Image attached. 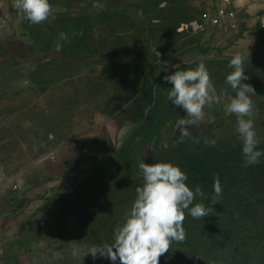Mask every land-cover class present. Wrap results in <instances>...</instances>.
Here are the masks:
<instances>
[{"label":"rangeland","instance_id":"obj_1","mask_svg":"<svg viewBox=\"0 0 264 264\" xmlns=\"http://www.w3.org/2000/svg\"><path fill=\"white\" fill-rule=\"evenodd\" d=\"M49 2L55 19L32 24L14 0H0V224L20 222L32 264H120L89 252L114 243L143 185L140 163L186 172L197 158L244 157L236 116L224 111L236 94L225 52L240 35L223 42L226 33L202 22L223 13V0ZM200 57L227 95L181 138L175 123L186 112L167 100L164 77L195 69ZM245 57L264 152V50ZM222 199L203 219L185 210L186 238L159 264H264L263 207Z\"/></svg>","mask_w":264,"mask_h":264},{"label":"clouds","instance_id":"obj_2","mask_svg":"<svg viewBox=\"0 0 264 264\" xmlns=\"http://www.w3.org/2000/svg\"><path fill=\"white\" fill-rule=\"evenodd\" d=\"M13 7L32 24L55 19L54 8L49 0H14ZM93 7L102 8V5L93 4ZM59 38L66 39V34L60 33ZM246 58L236 53L229 62L233 71L227 75L226 84L236 94L228 97L229 102L224 107L226 115L236 116V132L242 141L245 167L258 164L264 156V152L257 150L259 140L253 118L255 105L251 99L256 92L250 84L243 83L248 79L244 67ZM199 61L195 69L177 70L164 77L173 85L167 100L186 112V117L177 118L175 123V130L181 138L189 135V126L204 121L206 107L218 103L220 97L227 95V89L217 94L203 57ZM175 67L179 69V65ZM209 122H214V118ZM205 142L212 146L216 144L215 140ZM139 170L143 185L136 188L137 196L125 222L116 227L112 245L89 252L94 257L99 253L113 262L119 259L120 264H159L160 258L169 252L173 242H183L186 238L183 227L185 210L194 219H203L214 210L205 203H196L190 207L196 197H203L204 193L199 185L195 191L190 189L185 183L187 175L179 166L169 162H142ZM213 189L214 195L210 201L214 205L219 203L218 198L222 194L218 175L214 178ZM73 255H77L76 250Z\"/></svg>","mask_w":264,"mask_h":264},{"label":"trees","instance_id":"obj_3","mask_svg":"<svg viewBox=\"0 0 264 264\" xmlns=\"http://www.w3.org/2000/svg\"><path fill=\"white\" fill-rule=\"evenodd\" d=\"M185 174L187 175L185 183L190 189L195 191L196 186L199 185L204 193L203 197H196L194 200L196 203L213 205L210 200L214 195V178L218 175L222 187V200H228L224 202L225 204L243 198L247 204L246 208L254 209L260 206L264 209V156L260 158L258 164L247 167L244 166V157H201L190 162ZM102 180L110 182L111 178L105 177ZM97 185L99 182H94L91 187ZM86 189L84 187L82 190Z\"/></svg>","mask_w":264,"mask_h":264},{"label":"crops","instance_id":"obj_4","mask_svg":"<svg viewBox=\"0 0 264 264\" xmlns=\"http://www.w3.org/2000/svg\"><path fill=\"white\" fill-rule=\"evenodd\" d=\"M234 5L240 10L239 31L233 32L240 35L236 45L226 50L228 56L241 53L244 56L251 53L257 45H261L262 33L259 20L264 15V7L260 0H234ZM225 35L224 32H221ZM229 33L223 42L235 39ZM23 229L19 221H5L0 224V264H32L27 261L30 248L24 245Z\"/></svg>","mask_w":264,"mask_h":264},{"label":"built area","instance_id":"obj_5","mask_svg":"<svg viewBox=\"0 0 264 264\" xmlns=\"http://www.w3.org/2000/svg\"><path fill=\"white\" fill-rule=\"evenodd\" d=\"M264 7V0H260ZM224 11L221 15L206 13L203 15L202 22L208 23L212 27L219 28L224 33L238 32L239 31V13L240 10L235 7L234 0H223ZM195 29H202L203 26L195 23ZM259 27L262 33L261 48L264 50V15L259 20Z\"/></svg>","mask_w":264,"mask_h":264}]
</instances>
